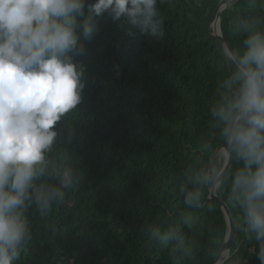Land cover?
<instances>
[{
	"label": "trees",
	"instance_id": "1",
	"mask_svg": "<svg viewBox=\"0 0 264 264\" xmlns=\"http://www.w3.org/2000/svg\"><path fill=\"white\" fill-rule=\"evenodd\" d=\"M220 1L158 0L159 38L138 30L133 37L124 17L103 15L89 55L75 57L84 71L82 101L56 126L45 171L35 180L48 186L57 168L75 176L52 213L33 221L44 242L40 264H215L228 225L220 202L209 198L213 184L203 177L224 165V125L212 109L228 94L225 80L237 65L211 33ZM221 27L242 56L249 35L264 34V0H234ZM69 152L79 161L57 157ZM242 167L232 150L217 189L235 222L224 264H260L244 211L231 199L232 178ZM196 190L198 206L185 204V191ZM31 212L41 214L35 199ZM65 212L66 225L60 220ZM152 228L176 230L180 239L161 242Z\"/></svg>",
	"mask_w": 264,
	"mask_h": 264
},
{
	"label": "clouds",
	"instance_id": "2",
	"mask_svg": "<svg viewBox=\"0 0 264 264\" xmlns=\"http://www.w3.org/2000/svg\"><path fill=\"white\" fill-rule=\"evenodd\" d=\"M157 3L0 0V264H40L36 256L44 242L33 221L51 214L53 201L63 200L75 184V176L62 168L51 173L48 186L35 184L48 163L56 126L61 127L65 115L82 101L84 71L75 57L89 55L104 14L114 21L124 17L133 37L137 30L162 37ZM221 22L218 33L223 36ZM245 45L236 70L225 80L228 94L212 115L223 123V136L243 161L232 178L231 199L243 209L249 239L254 236L257 258L264 264V34L249 35ZM57 157L80 159L77 152ZM219 176V169L213 168L203 179L218 184ZM200 195L198 190L185 191V204L198 206ZM34 199L39 215L31 212ZM68 219L67 212L60 216L64 225L71 223ZM151 234L161 242L180 239L176 230L162 233L152 228Z\"/></svg>",
	"mask_w": 264,
	"mask_h": 264
},
{
	"label": "water",
	"instance_id": "3",
	"mask_svg": "<svg viewBox=\"0 0 264 264\" xmlns=\"http://www.w3.org/2000/svg\"><path fill=\"white\" fill-rule=\"evenodd\" d=\"M230 1L231 0H222L220 2V7L216 9V11L213 15L211 26H213V29L217 33V36L222 39L227 53L238 64L239 56L234 52V50L228 44L226 39H224V37L218 33V31H220V22L222 20L223 13L234 0L231 3H230ZM220 152L225 157L224 165L220 171V176L218 178L219 183L213 184L211 186L209 198L217 199L220 202L222 209L224 211V214L226 216V219H227L228 227H227V234L225 237L224 244H223L221 250L219 251V253L216 257L215 264H224L225 260L230 256V252H231L233 242H234V237H235V222H234V218H233L232 212L230 210V207L228 206L226 201L224 199H222L217 193V189L221 185L224 176L228 173L230 166H231V163H232V149L230 148L226 139H224V141H223L222 148H221Z\"/></svg>",
	"mask_w": 264,
	"mask_h": 264
},
{
	"label": "rangeland",
	"instance_id": "4",
	"mask_svg": "<svg viewBox=\"0 0 264 264\" xmlns=\"http://www.w3.org/2000/svg\"><path fill=\"white\" fill-rule=\"evenodd\" d=\"M222 1V0H221ZM233 0L230 1V3L232 2ZM222 7V6H221ZM239 46L241 47V44H239ZM242 48V47H241ZM223 155L221 152H220V156Z\"/></svg>",
	"mask_w": 264,
	"mask_h": 264
}]
</instances>
